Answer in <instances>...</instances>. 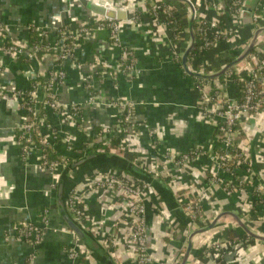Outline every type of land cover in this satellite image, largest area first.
<instances>
[{"label": "crops", "instance_id": "obj_1", "mask_svg": "<svg viewBox=\"0 0 264 264\" xmlns=\"http://www.w3.org/2000/svg\"><path fill=\"white\" fill-rule=\"evenodd\" d=\"M93 1L123 7L129 20L142 5V0ZM261 1L264 4V0H247L246 4L248 9L253 10ZM168 3L177 9L186 26V33L175 51L166 27L156 24L151 16L143 15L135 22L123 21L121 43L132 51L135 58L133 75L127 76L118 71L121 48L111 42L109 32L90 30L77 49L78 58L63 61L66 77L56 90L58 100L64 105L73 102L82 105L81 116L79 119H67L63 112L47 108L44 121L38 125L45 143L64 156L75 159L86 157L85 148L92 140L102 141V133L104 137L124 135L125 147L120 157L132 165L137 161L150 165L158 177L170 180L169 184L164 182L170 190H166L159 181L148 183L150 189L157 193V196H151L147 205L148 250L154 264L182 263L188 235L199 225L202 226L200 222L193 226L194 229L191 228L185 211V204L191 197L198 200L204 193V198L212 200H204L208 217L222 212V209L240 214L236 197L227 196L219 188L211 192L208 189L207 173L213 174V170L207 157H201L184 168L170 165L165 158L167 153L209 152L217 146L220 123L218 116H208L201 107L200 92L197 90V80L200 79L187 74L182 66V55L190 41L188 5ZM208 15L214 19L218 15L217 10H210ZM100 18L79 0H0V85L5 93L0 98V264H26L34 253L31 264H78L80 261L73 262L67 254L77 236L68 228L57 206V186L65 169L59 167L52 172L45 169L41 164L39 147L24 160L18 138L25 112L13 93L31 88L40 74L56 66L57 59L52 54H44L40 59L27 61L24 58L22 61L5 52L2 46L5 42L29 45L31 29L38 34H42L46 27L50 32L61 26L76 31L81 24H92ZM228 21H232V16ZM234 22L233 34L219 40L204 56L193 61V68L209 69L208 73L214 74L229 60L243 53L241 46H247L254 31L248 21L241 25ZM47 39L53 42L55 33L51 32ZM173 52L181 57V67L170 57ZM246 60L247 63H244ZM246 60L235 66V70L232 68L227 72L228 97L235 99L240 91L233 77L246 72L245 67L251 64L249 59ZM39 92L44 95L42 87ZM91 96L96 99L94 103L89 102ZM118 100L138 103L133 133H124L118 128L119 110L115 102ZM13 101L18 106L10 105ZM261 123V119H245L239 129L240 134H245L250 141L255 172L260 170L264 161V127ZM56 135L60 137L61 145L56 142ZM95 172L107 171L97 170L93 164L85 165L74 170L68 181L79 190H91L85 201L88 218L83 226L102 243L111 227L118 222L124 232L127 222L122 220V207L113 203L111 193L92 190ZM235 175L247 176L248 173L240 170L233 175H224V178ZM180 191L183 193L179 194ZM44 214L46 224L41 221ZM26 224L42 230V240L36 247L16 234V230ZM244 234L242 229L228 222L195 236L186 264H264V242L252 244L240 240L246 238ZM77 239L81 242L79 237ZM237 240L240 241L234 243ZM210 243L220 244L214 246L217 250H207ZM103 247L113 259L111 264H135L123 237L113 248L114 251ZM83 258L86 264L97 263L92 255Z\"/></svg>", "mask_w": 264, "mask_h": 264}, {"label": "built area", "instance_id": "obj_2", "mask_svg": "<svg viewBox=\"0 0 264 264\" xmlns=\"http://www.w3.org/2000/svg\"><path fill=\"white\" fill-rule=\"evenodd\" d=\"M117 1L128 2L129 0ZM160 1L163 0H142L141 7L135 11L130 20L128 18L126 21L135 22L141 16L148 15L153 18V21L156 24H162L165 26L159 19L163 14H161ZM190 1L194 4L196 17L200 20L201 33L203 36L202 48L205 51H209L215 47L217 42L222 38L230 37V34L233 32V28H235L232 23L235 19V25L245 24L247 23L246 21H248L254 32L258 29H264V4L262 1L261 3L258 2L253 10L248 9L246 4L247 0ZM227 6H230V16H228ZM188 9L190 11L189 6ZM210 10H217L218 15L214 19H210L208 15ZM137 12H140L139 17L136 14ZM231 16L232 21L229 22L228 20ZM221 18H223L224 25L226 26L224 30H220L219 28V25L222 22ZM122 22L123 21L118 22L101 16L100 19L92 24H81L76 31H72L69 27L65 26L54 28L51 32L55 33V40L53 42H49L48 44H44L42 39V36L49 37L51 32L48 27L42 31V34H39V42L34 45L21 46L14 43H8L9 45L7 46V42L4 43L2 46L3 50L15 58L23 57L26 60L31 61L37 58L39 52L48 51V54L52 53L57 61H59L55 67L47 72L49 75L47 83L32 85V88H34L32 90H17L13 93L19 100L20 105L26 96L30 97L31 100V106L28 107L27 110L22 108L25 112V121L20 129V132L22 133L21 138L27 142L26 145H21V149L24 154H26V158L30 155L33 149L38 147L33 142L31 133L35 126V121H38V125L44 121L45 114L39 115L41 106L45 110L47 108H52L55 111L63 112L67 119H73V117L79 119L78 117L81 116V104L73 102L69 105H64L58 100L56 95L57 86L66 77V74L63 71V61L66 59H75L72 52L78 49L79 44L77 41L81 34L86 35L87 32L92 29L107 30L109 32L111 42L121 48L118 71L125 73L127 76L133 75L135 58L132 51L122 46ZM173 38L177 39L178 36L173 34ZM260 38H262V36H260ZM176 45L172 44L174 51ZM241 48L242 51H244L246 47H243L242 45ZM253 55V58L248 57L247 59L256 63L258 65V70L254 71L252 64H250L248 67H245L246 72L244 71V74H238L241 80L246 79L244 84V98L241 101L226 95L227 79H225V84H222L217 80H209L208 83L201 82L197 84V90L200 92V104L203 111L208 116H218L220 119L217 129L218 133L216 142L217 146L220 147L221 152L214 151L213 149L209 152L191 150L183 154L167 153L165 156L168 163L177 168H184L189 164L194 163L201 157H207L212 164L211 168L213 170L212 177L208 180L209 187L210 185H216L227 194H232L236 191L239 193L238 190L241 193L242 191L244 192L245 189L253 187L255 191L253 194L249 196L247 195V204H243L244 210L242 214L247 215V217L249 214L256 212L257 208L253 207V201L258 202L257 207L259 204L264 205V198L262 197L260 190L257 189V182L264 181V161L260 170L255 172L253 169V162L251 161L250 141L245 139L239 145L235 143L237 135L240 134L239 129L236 128L243 120L261 119V127H264V109L260 110V105H264V99L261 98L264 95V80H262L261 83L257 80V75H262V72H264V43L256 46ZM189 69L190 71L198 72L204 75L213 74L206 72L205 69L198 70L192 66H189ZM259 84H261L262 87H259ZM40 87L44 90L43 96L40 95ZM4 94L5 93H3L0 85V98H3L5 96ZM93 96L89 99V102L91 103L96 101ZM258 98H260L258 102H254ZM115 102L119 110L118 128L124 133H133L136 129V109L138 107V103L127 100H118ZM29 114L33 118L32 121L28 120L30 117ZM239 149L241 151H238ZM41 157L42 166L51 172L55 171L59 167H63L64 169L69 167L66 163H50L43 158V155ZM134 164L158 177V175L154 173V170L150 168V165L139 161ZM232 166L233 168H231ZM240 170L246 171L248 175H244L242 177L235 175L233 181L224 178V175H233V173L236 174ZM257 176L259 177L257 178ZM93 177L94 182L92 190H106L113 196L118 197L122 207V220L127 222V229L124 230V232L120 230L118 222L111 227L110 233L107 235L105 240H103L102 245L105 246L106 249H112L110 251H114L113 248L119 242V239L123 237L128 251L133 256L135 264H154V258L148 250L146 201H149L151 196H157V193L153 189H150L151 186L148 183L144 182L137 184V181H135L134 178L127 176L120 178L116 176V173L111 174L109 172H95ZM254 178H257V180L253 183ZM90 192L91 190L84 191L73 187L67 198V206L69 208L70 215L82 225L87 222L88 218L85 201ZM185 211L194 222L199 220L204 226H207L204 222L209 223V221L206 220V217L203 216V209L198 200L195 202L189 201L185 204ZM41 221L45 222V224L47 223L45 214L42 215ZM16 234L20 239H24L31 243L33 247H36L42 240V230L33 225L26 224L20 227L16 230ZM215 245L216 244L213 243L208 244L207 250L215 248ZM218 245L219 244L216 246ZM78 246L75 248L69 247L67 249L68 255L73 262H78L81 257L83 258L86 254L91 253L89 250L85 249V254H83V252H80ZM34 257L35 253L29 256L30 264Z\"/></svg>", "mask_w": 264, "mask_h": 264}, {"label": "trees", "instance_id": "obj_3", "mask_svg": "<svg viewBox=\"0 0 264 264\" xmlns=\"http://www.w3.org/2000/svg\"><path fill=\"white\" fill-rule=\"evenodd\" d=\"M194 1V0H193ZM161 2V16H160V20L164 23L166 29L168 30V32L171 35V42L172 44H178L181 41V37L183 36L186 30V26L185 23L183 22L182 18L179 17L178 13H177V9L174 8L173 6H171L168 2L166 1H160ZM227 12H228V16H230V6H227ZM137 16H140V12L136 13ZM222 22L219 25L220 30H224L226 28V26L224 25V21L223 18H221ZM67 27V26H65ZM194 33H195V38H196V43H195V47L192 50V52L190 53L189 57H188V66H191L193 64V61H197L199 60L202 56H204L206 54L207 51H205L202 46H203V36L201 33V26H200V20L198 17H196L194 24ZM31 38H30V44L29 45H34L36 43L39 42V37L40 35L36 32L35 29L31 30ZM175 34L176 36H178L177 39L173 38V34ZM233 32L230 34L232 35ZM85 34H81L77 43L80 45V43L82 42V40L84 39ZM43 43L44 44H48L49 40L47 39V36L43 37ZM1 40V38H0ZM9 44L7 43V46ZM48 51H41L38 53L37 58H41L42 55L44 54H48ZM52 54V53H51ZM73 57L76 59L78 58V51H74L72 52ZM170 57L172 58L173 62L179 63L180 67H181V57L176 54V53H172L170 54ZM18 59L23 61V57H19ZM120 59V56H119ZM28 61V60H27ZM232 60H229L228 63H230ZM59 62V61H57ZM252 67L254 69V71L258 70V65L256 63H254L252 60H250ZM205 69V68H204ZM232 70H235L234 68ZM206 72H210L209 69H205ZM48 71H46L45 73H43L42 75H40L38 77V79H35L32 82V85H37L39 83L45 84L47 83V81L49 80V75L47 74ZM227 76V73L223 74L222 76H220L217 81H219L222 84H225V78ZM262 77L264 80V72H262ZM233 82L234 84H236L240 91L237 92L236 94V99L241 101L244 98V84L246 79L241 80L239 76H234L233 77ZM200 79V78H199ZM199 81V83H208L209 80L206 79H200L197 80ZM29 89H34L32 88ZM259 87H262L261 84H259ZM264 99V95L263 97H261ZM260 98H258L257 100H255L254 102H258ZM31 100L30 97L26 96L24 98V101L22 102V104L20 105V108H24L25 110L28 109V107H30L31 105ZM23 106V107H22ZM264 109V105L261 104L260 105V110ZM44 115L46 114V110L41 106L40 110H39V115ZM30 115V114H29ZM32 116L30 115V117L28 118V120L32 121ZM240 124L237 126L236 129H240ZM39 127H38V121H35V126L32 130V139L33 142L35 143V145H37L43 155V158H45L46 161L52 163V162H60V163H66L68 166H70L72 163H75L76 161H78L79 159H75V158H69L64 156L62 153H60L56 148L48 145L47 143H45L44 137L39 133ZM98 132L101 131V129H97ZM218 133V131H217ZM22 133L19 131L18 133V138L21 142V145H26L27 142L25 140H23L22 138ZM102 137V141L99 143H96L94 140L91 141V143L85 148V156H92V155H96L95 158H92V160L87 161L86 165H95V168H97V170L100 171H107L111 174L116 173V176L122 178L124 176L127 177H132L135 179V181H137V184L139 183H144L138 176H136L135 174L132 173V171L130 170V166L132 165V163L122 157H120L119 155H121L124 151V147H125V140H124V135H111L108 137H104L103 133L101 134ZM247 138V136L245 134H238L236 139H235V143L237 145H239L240 143H242L245 139ZM56 142L61 145V139L58 135H56L55 138ZM214 151H219L220 147L215 146L213 148ZM238 151H241L240 149ZM21 156L22 158L25 160L26 159V154H24V152L21 149ZM233 168V166L231 167ZM212 177V174L210 172L207 173V180H209ZM158 181L159 182H166L167 184L170 183V180L168 178H164L159 176L158 177ZM68 187H69V192L70 190L74 187L73 185L70 184V182L68 181ZM183 191H180L179 194H182ZM191 202H195L196 198L191 197L190 198ZM253 207L257 208L258 202L253 201L252 202ZM231 235V233H230ZM232 236V235H231ZM240 240H247L252 244L257 243H261L260 241L252 238V237H246V238H240ZM240 240L235 241L234 243H238ZM85 247V246H84ZM93 257L94 255L92 253H90ZM95 258V257H94ZM96 259V258H95ZM97 260V259H96ZM26 264H30L29 259L27 260ZM78 264H86L85 258L80 259ZM96 264H99L98 261Z\"/></svg>", "mask_w": 264, "mask_h": 264}, {"label": "water", "instance_id": "obj_4", "mask_svg": "<svg viewBox=\"0 0 264 264\" xmlns=\"http://www.w3.org/2000/svg\"><path fill=\"white\" fill-rule=\"evenodd\" d=\"M80 3L86 7L88 10L92 11L93 13L103 16L106 18H109L114 21H126L128 19L127 12L125 9L112 6L110 4H102V3H95L93 0H79ZM166 2H183L187 4L190 8V18L188 21V34H189V44L186 49V51L182 55V66L185 72L189 75H192L194 77L200 78V79H206L211 80L218 78L222 76L223 74L227 73L229 70L246 60L248 57L253 58V52L256 46L264 43V29H258L253 33L252 38L249 40L245 50L243 53L232 60L230 63L226 64L220 71L217 73L211 74V75H204L198 72L190 71L188 66V57L192 50L195 47L196 38L194 33V21L196 19V9L194 4L190 0H163ZM262 36V38H260ZM257 80L259 83L262 82L263 77L262 75H257ZM12 106H18V103L13 101ZM101 139L95 140L96 143L100 142ZM96 155L83 157L76 161L75 163H72L67 169H65L64 173L62 174L58 186H57V206L59 207V210L64 218L65 223L67 224L68 228L81 240V242L85 245L87 249L94 255V257L97 259L98 263L101 264H111L113 262V259L111 258L110 254L107 253L102 245V243L97 240L82 224H80L78 221H76L69 213V208L67 206V198L69 195V187H68V178L70 177L71 173L74 170H77L80 167H83L86 165L87 161L92 160V158H95ZM130 170L133 174L138 176L143 182L145 183H156L158 181V177L155 176L152 173L147 172L146 170L142 169L141 167L137 165H131ZM161 185L166 188V190H170L167 184L164 182L161 183ZM149 217V211L146 212V222ZM234 224L237 228H240L243 230V232L247 235V237H252L258 241L264 242V235H259L248 226V223L241 218L240 215L237 213H234L232 211H223L216 215L214 219L205 227L195 229L190 232L188 236V243L186 247V251L182 260L181 264H186L192 248H193V239L195 236L210 232L214 230L216 227H219L220 225H223L225 223ZM181 235H179L180 237Z\"/></svg>", "mask_w": 264, "mask_h": 264}, {"label": "rangeland", "instance_id": "obj_5", "mask_svg": "<svg viewBox=\"0 0 264 264\" xmlns=\"http://www.w3.org/2000/svg\"><path fill=\"white\" fill-rule=\"evenodd\" d=\"M244 63H247V60L244 61ZM237 176H239V175H237ZM240 177H242V176H240ZM228 179L230 181H233L234 180V176H230ZM257 183H258L257 184V189L260 190V193H261L262 197L264 198V181H258ZM215 188H219L220 189V187H217L216 185H210V187L208 186V189H210V192L212 191V189L214 190ZM208 189H207V191H208ZM254 191H255L254 188L253 187H250V188L244 190L245 193L243 191L240 193V191L238 190L239 193H237V191H236V192H234L232 194H227V196H229V197H236V200L238 201L237 210L240 213L239 215L242 218L245 219V221L248 223V226L251 228V230H253V232H255V233L259 234V235H264V205L263 204H259V206L256 209V212H254L253 214H249L248 217H247V215H245V214L243 215L242 214L243 213V210H244V205L243 204H247L248 196L251 195V194H253ZM143 198H144V196H143ZM205 199L206 198H204V193H203L200 197H198V202L202 206L203 216L206 217V220L209 221V223H210L214 219V217L216 215H218L219 213H221V212H217L216 214L213 215V217H208V215L205 213V210L207 209L206 208L207 207V204L204 202ZM112 200H114V202H113L114 204H117V205L121 206V202H120V199L118 197L114 196V198ZM207 201H212V200L211 199H208ZM146 204L148 205V201H146ZM223 211H225V210L222 209V212ZM188 218L190 220V224L192 226L191 227L192 229H194L193 226L195 224L198 225L201 222L199 220L194 222L192 219H190L189 216H188ZM206 223L207 222H204L205 225H208L209 224V223H207V224ZM230 223L232 224V222H230ZM232 225H234V224H232ZM202 227H205V226L204 225H202V226L199 225V227H197V228H202ZM244 237H247V235L244 234ZM75 239H76L75 240V243L72 244L69 247L70 248H75L78 245H80V246H78L79 249H80V252H83V254H85V251L86 250H85L84 245L81 244V242L77 239V237H75ZM260 242H262V241H260ZM213 244H217V243H213ZM67 254H68V250H67ZM86 256L87 257H90L91 255L90 254H86Z\"/></svg>", "mask_w": 264, "mask_h": 264}]
</instances>
